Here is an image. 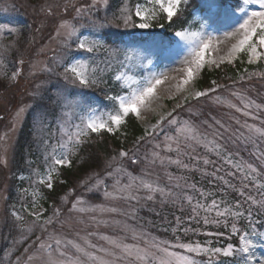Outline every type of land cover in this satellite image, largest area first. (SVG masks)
<instances>
[{"label": "snow or ice", "instance_id": "1", "mask_svg": "<svg viewBox=\"0 0 264 264\" xmlns=\"http://www.w3.org/2000/svg\"><path fill=\"white\" fill-rule=\"evenodd\" d=\"M69 8L74 11L72 19L61 20L55 28L59 47L53 50L51 63L39 69L55 77L57 85L48 97L50 107L34 117L44 170L34 168L28 176H21V180L30 181L29 187L21 190V200L27 196L31 200L22 203L20 210L13 206L11 227L18 237L13 238L5 259L15 255L17 245H23L10 264H33L42 256L46 257L42 264H264V256L256 255V249L264 247V231L258 230L254 219V210L257 215L264 212V103H258L246 91L231 92L233 99L227 101L217 95L216 103H226L239 114L232 117L237 126L234 129L213 118V123L202 122L210 129L205 130L191 118L182 119L179 111L189 106L187 111L198 115L190 107L192 101L229 87L212 80L210 87L198 89L196 81L206 67L231 65L241 55L249 65L264 62V0H121L111 15L107 11L109 0H84L80 6L66 4L64 11ZM101 9L103 15H99ZM48 13L52 14L51 7ZM11 25V21L0 23V38L19 35ZM15 48L16 41L0 43V78L10 84L22 75L25 64L20 58L16 63L21 67L10 75L5 70L4 57ZM173 64L177 66L168 67ZM161 65L164 68L157 70ZM32 69L30 75L34 76L35 64ZM244 73L240 81L254 76L264 79V71L249 72L245 68ZM48 83L41 81L30 95L44 99L43 93L49 91L44 85ZM167 98L176 100L171 110H163L160 103ZM32 107L35 105L20 107L14 121H20ZM148 114L156 116L155 123L145 126L132 148H120L103 169L68 189L59 202L53 201L48 207L41 203L48 199L41 188L54 190L61 170L72 168L74 158L93 135H115L129 117L147 121ZM161 134L163 140L154 143L151 151H145L142 157L137 155L149 139L156 141ZM6 140L7 133L0 135V141ZM249 146L255 162L245 160L242 154ZM0 163L7 166V159H0ZM140 165L144 168L136 174L134 169ZM157 166L165 172L167 183L163 186L148 171ZM170 166L212 177L224 185L219 191L225 196V189H231L242 200L217 198L215 192L190 183L188 175L169 172ZM100 192L108 203H91L89 198ZM157 196L162 204L178 205L181 212L187 205L188 221L217 230L181 227V217L177 216L171 228L174 238L160 239L127 221L103 218L115 214L135 219L137 208L133 205L141 200L155 201ZM120 202L126 207L120 208ZM65 210L88 216L97 228L117 227L123 235L101 234L106 246H98L79 237V233L78 239H69L50 232L49 227ZM242 220L246 224L238 227ZM95 234L89 232L87 236ZM201 235L215 237L217 243L192 238ZM225 235L229 241L235 238V243L218 246L219 238Z\"/></svg>", "mask_w": 264, "mask_h": 264}, {"label": "trees", "instance_id": "2", "mask_svg": "<svg viewBox=\"0 0 264 264\" xmlns=\"http://www.w3.org/2000/svg\"><path fill=\"white\" fill-rule=\"evenodd\" d=\"M5 1L10 3V5L6 4ZM50 1L55 2L57 0H0L1 3L5 2V5H1L0 3V7L7 8L9 11L8 13H0V23L11 21V26L19 30L18 36H8L6 34L4 38H0V43L4 44L16 41V48L12 52L6 54L4 57L6 66L5 70L9 73V75L16 67L20 66L16 63L18 59L23 58L25 60V64L22 66L23 69V67L27 66L28 60L33 58L37 47L44 44L46 41V36L40 40L38 39L42 24L41 22L43 21V16L39 14V11L43 5L50 3ZM120 4L121 0H111L110 8L107 10L108 14L111 15L112 12L116 11ZM32 7L37 13L36 16L31 14L29 11ZM103 13V10H101L99 15H103ZM245 68H247L249 72L264 71V65L262 63L246 66L241 64L240 61H236L231 65L227 63L223 64L220 68L206 67L200 73L196 87L200 90H203L211 86L212 80H217L218 83L229 86L227 89H220L218 91H220V93H228L230 90L234 89L232 85L233 82H236L235 87H238L241 91L243 88H246L249 92L254 93L257 99H264V83H254V81L264 82V79L262 80L261 78V80H258V77L256 78L254 76L249 81L239 80V76L242 73L243 75L245 74ZM49 83L53 85L48 87L49 92L53 94L56 88V86H54L56 85V78L51 77ZM10 85L11 84L7 81V79L0 78V91L8 89ZM213 94H210V97ZM50 95L45 96V99L37 98L36 100L35 98L33 100L32 105H35V107L30 108L26 114L13 146L9 171L10 180L6 200V211L4 215V224L0 231V254L4 255V257L6 256V253L12 248L13 238L18 237V232L11 227L12 217L10 214V209L13 208V206L18 209L17 205L22 201V193L20 191L26 186L28 180H21V176H28L34 168H39L41 171L44 170L43 156L39 150L38 141L35 134L34 117L40 110L50 107L51 101L48 98ZM210 97H202L199 100H194L191 102L190 107L192 108L193 112L198 113V115L193 116L189 111H187L189 106H185L184 110H179L181 118H191L193 121L211 120V112L205 103ZM143 134L144 130L138 124L136 118L129 117L127 124L123 126L115 135L104 133L102 138L93 135L91 141L81 147L79 155L74 158L72 168H64L61 170L60 178L55 183L54 190L49 191L47 189L41 188L44 195L48 198L46 201L42 200L41 203L44 204L45 207H48V205L53 201L59 202L60 197H62L68 191V189L78 187L80 181L86 179L90 173L103 169L110 157L118 152L120 148H132L134 141ZM158 140H160V138H158ZM150 142L153 141L149 139V141L141 147L140 152L137 155L142 157L145 151L151 149L152 146H149ZM213 159H215V157H213ZM217 163L220 164L219 161ZM220 166L224 167L222 164H220ZM136 169L137 167L134 169V171H136ZM185 174L190 177V180H192L190 183L194 182L198 187H201L206 191L215 192L217 198L223 197L228 199L230 202L235 201L236 199L242 200V198L231 189H225V191L228 193L227 196H225L223 192L219 191V189L224 188V185L221 182L213 181L212 177H203L199 172L184 173V175ZM220 174L225 175V173ZM60 181H64L65 183H60ZM210 181L213 182L210 183ZM191 194L194 196L197 195L196 193ZM29 197L30 196L26 197L28 201L30 200ZM155 201L141 200L139 204L133 205L137 208L142 217L140 218L143 223L141 226L147 231L151 230L153 233L157 232V234L162 238L168 237L173 239L174 237L171 232V228L176 224L177 216L182 217V221L184 222L193 223L187 220V216L189 215V208L187 205L184 206L185 210L183 212H186V214L183 215L181 214L182 212L179 210L178 205L172 204L170 202L162 204L160 202L159 196H157ZM153 202H155V204ZM254 219L257 221L258 230L261 231V228L264 224V212H261L257 215L254 210ZM170 220L174 221L170 222ZM244 224H246V221L242 220L238 224V227H243ZM198 227H201V225H198ZM158 228H160L161 231ZM207 228L209 231L217 230L215 227ZM219 230L223 231L222 228ZM180 235L182 236V233H180ZM225 238L228 239L227 237ZM223 239L224 238H219L221 241H223ZM234 241L235 240L233 239V243H235ZM16 249L15 255H17V252L20 254V252L23 250V245H17ZM15 255L11 256L7 260H13ZM2 261L3 259L0 257V264H2Z\"/></svg>", "mask_w": 264, "mask_h": 264}, {"label": "rangeland", "instance_id": "3", "mask_svg": "<svg viewBox=\"0 0 264 264\" xmlns=\"http://www.w3.org/2000/svg\"><path fill=\"white\" fill-rule=\"evenodd\" d=\"M110 1L111 0H109V2ZM1 2H3V1H1ZM5 2H6V4L10 5V3H7V1H5ZM5 2L1 3V5H5ZM83 2H84V0H57L55 2L50 1V3H46V5H43V7L40 8L39 14H41L43 16V21L41 22L42 24H41V29H40V32L38 35V39L40 40L41 38H44L45 36L47 37V39L44 42V44L39 45L37 47L33 58L31 60H28L27 66L23 67V71H22L23 78H22V76L18 77L17 81L14 83H11V85L8 89L0 91V135L7 133V140L6 141H0V159H5V158L7 159V166H5L3 163H0V231H1V228L4 224V215H5V211H6V200H7L9 180H10V177H9L10 172L9 171H10V163H11V159H12L13 146H14V143L16 141L18 131L20 130V127L22 126V123L24 121V117L27 114V112L29 111V109L26 110L23 118L18 122L14 121L15 114L20 107L33 104V100L35 98L32 95H30V93H32L33 91H36V85L37 84H40L41 81H45V80L50 81V79H51L49 74L41 72V71H39V69L43 67L44 63H49V64L51 63L50 57L52 55V52L54 49H58V47H59V45L57 43V40L59 38L55 37L56 26L63 19L71 20L72 16L74 15V11L71 8H69L68 12L64 11L65 5L66 4H74L76 6H80V4ZM89 2H90V0H89ZM49 7H51V10H52L51 15H49V13H48ZM3 9H4V7H0V13L4 12ZM101 10H103V12H104V9H101ZM29 11L31 12V14H34L35 16L37 15V13L33 7L30 8ZM8 12L9 11H7V13ZM21 16H23V15H21ZM158 30L159 29H157L156 31H158ZM222 47H224V46H222ZM236 61H240L241 64H244L246 66L249 65L247 63V58L243 55H241V57ZM33 64L36 65V75H34V76L30 75V73L33 71V69H32ZM175 66H177V65L173 64V65H169L168 67H175ZM18 67H21V66H18ZM163 68H164V66L161 65L160 69H157V70H162ZM213 68H215V67H213ZM241 75H243V73ZM257 79L261 80L260 77H258ZM196 83H197V81H196ZM254 83L257 84V83H264V82L263 81H260V82L254 81ZM49 86H53V85H51L50 83L44 85V87L47 89ZM54 86H57V85H54ZM236 90H240V89L238 87H235L233 90H230L228 93H220V91H218L217 93L213 94L210 98H208L207 102H205V103L207 104V107L209 108V110L211 112L210 114L212 115L211 120H207L209 123H213V118H215V119L221 120L222 122L231 126L233 129L235 127H237L233 123L232 117L233 116H239V114H236L234 111L230 110L226 106V103H219L218 104L215 102V97L217 95L220 96L221 98H223L225 101L232 100L233 97L231 96V92L236 91ZM242 91H246V93L249 96H251L253 99H256L258 103H264V99H257L256 95H254V93L249 92L248 89L243 88ZM50 94L51 93L49 91L44 92L43 93L44 99H45V96L50 95ZM97 95L102 99V94L99 92V90H97ZM37 98H36V100H37ZM160 103L164 106L163 110H171L173 105L176 103V100L171 99V98H167V99L160 101ZM159 110H161V109H158V111ZM239 118L241 120L244 119L243 117H239ZM155 119H156V116L154 114H148L147 121H140L137 119L136 120H137L138 124L144 130L145 126H147L148 124L155 123ZM194 122L198 125H201V127L203 129L210 131V129H207L206 126L202 124L203 121H194ZM249 122L251 123L253 121H249ZM14 123H15V128L13 129ZM256 123H259V121H256ZM158 138H160V140H163V135H160ZM158 141L159 140L150 142L149 146H153V144L158 142ZM5 148H6V151H5ZM151 149H152V147H151ZM151 149H149L148 151H151ZM250 149H251V146H249L248 151L242 150V154H244L245 160L254 161V157H252L250 155ZM142 168H144V165L138 166L136 171H135L136 174H140ZM223 168L226 170H230V169H228L227 165H224ZM167 170L169 172L176 174V175H184L183 171L175 168V166H170V167H168ZM148 171H150L152 173L153 179H155L157 177L159 178V181H160L162 186L167 183V179L165 176L164 169L157 166L155 168L148 169ZM221 173H225V172H221ZM225 175H226V173H225ZM226 178L231 179L227 176H226ZM191 181L192 180H189V182H191ZM215 182H219V181H215ZM232 183L235 184V183H237V181L232 180ZM29 184H30V181L27 182V184L24 188H28ZM20 192L22 193V191H20ZM29 199L31 200V196L29 197ZM89 199H90V202L93 204H106V203H108L107 201H105L102 192L92 195ZM30 200L28 201V199L25 198L23 201H21L17 205L18 209H16V208L15 209L20 210L21 204L22 203H28V202H30ZM155 202H153V203L155 204ZM118 206L120 208L126 207V205L123 202H120ZM67 207H70V205H68ZM245 207H248V205H245ZM12 210H13V208L10 209V214H11ZM189 213H190V209H189ZM48 214L50 215V211ZM181 214L184 215V214H186V212H182ZM103 218L119 220L121 222L127 221L128 225L135 226L138 229H142L143 231L149 233L151 236H155V237H158L160 239H171L168 237L162 238L157 234V232L153 233L151 230L147 231L144 227H142L141 225L143 223L140 219L142 217L140 215V212H138V210L136 212L135 219H133L131 217H122V216L115 215V214H113L112 216H105ZM81 220H83L84 222L81 223ZM181 220H182V217H181ZM172 221H174V220H170V222H172ZM185 225H187V226H185ZM188 226L198 227V225L195 224L194 222L189 223V222L182 221L181 227H188ZM200 228H201L202 232L203 231H209L208 228H205L202 226ZM158 229L160 230V228H158ZM262 230L264 231V226H263ZM49 231L50 232H56L60 235L66 236L69 239H78L79 237H84L86 239L91 240L92 243H95L98 246H106L105 242L100 239L101 234L109 235V236H122L123 235L117 227L101 225L99 228H97L96 225L93 224L88 219V216L82 217L81 214H79V213H75V212L69 213L66 210L63 212V214L59 218V221H57L56 223H54L52 226L49 227ZM223 231H225V230L223 229ZM89 232L98 233V234H95L92 236H87V233H89ZM77 233H79V237H77ZM189 236H192V234L189 233ZM182 238H183V233H182ZM192 238L193 239H200V240L212 239L214 243H217V238H215V237H205V236L201 235V236H196V237H192ZM220 238H222V237H220ZM33 239H34V237H33ZM232 241H230V242H232ZM219 242H220V240L218 241V246L220 244ZM20 246H22V245H20ZM17 255H19L18 252H17ZM256 255L257 256H264V247H258L256 249ZM0 257H1V259H3L2 264H10V261L6 260L4 255L0 254ZM14 259H15V257H14ZM43 259H46V257L42 256L41 259H37V260L33 261V264H42Z\"/></svg>", "mask_w": 264, "mask_h": 264}]
</instances>
